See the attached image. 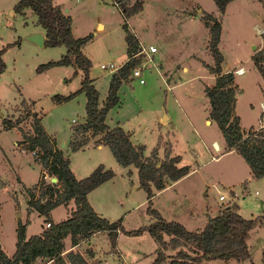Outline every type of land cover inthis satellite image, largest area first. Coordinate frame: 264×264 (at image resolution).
<instances>
[{"label": "rangeland", "instance_id": "374dc122", "mask_svg": "<svg viewBox=\"0 0 264 264\" xmlns=\"http://www.w3.org/2000/svg\"><path fill=\"white\" fill-rule=\"evenodd\" d=\"M16 1L0 0V49L5 63L0 71V125L2 115H24L26 112L18 103L32 99L41 110L46 129L59 143H66L71 138L72 124L83 121L86 115L85 92L77 90L82 72L73 73L74 66L68 63L37 68L59 58L66 46L39 44L29 38L30 33L43 27L30 6L14 10ZM60 1L64 9L68 8L64 11L72 16L73 34H92L82 50L91 58L89 74L95 78L100 103L110 77L109 67L103 68L100 63L117 65L127 57L122 23L126 22L137 43L142 40L157 45L153 60L147 61L142 69L144 82L131 74L119 86V102L106 113L107 123L129 128L133 140L145 144L144 153H150L160 136L158 154L164 155L170 142L171 151L180 154L179 163H187L191 168L174 184L157 191L150 205L167 219L179 220L189 229L202 227L209 215L230 202L233 205L237 202L245 217L263 215L264 176H253L238 152L224 151V138L215 119L204 122L209 106L204 86L214 81L215 74L208 67L213 63V54L203 14L210 12L221 21L218 44L224 55L223 69L236 74V68H244L235 76L238 86L235 113L239 115L241 129L247 131L251 125L264 122L260 104L264 100V78L254 59V54L258 56V50L264 47V0H230L224 12L217 9L214 0H140L142 7L125 15L113 0H56ZM137 1L122 0L121 4L130 8ZM143 61L141 57L139 62ZM74 90L77 91L71 96L55 100L57 94ZM164 115L169 117L163 118ZM28 117L20 121L25 130L31 129ZM13 127L3 130L0 127V242L8 254L15 250L19 222L24 223L26 236L47 225L44 216L31 204L38 190L32 195L25 187L38 180L40 165L31 151L18 146L16 140L22 135ZM213 140L220 149L213 147ZM69 152L78 173L85 175L99 163L115 171L100 190L95 189L98 201H93L107 217L122 216L123 227L116 244L123 257L118 258L107 232L101 231L96 237L97 246L102 248L100 264H150L158 242L147 228L129 231L154 219L147 208V191L138 185L137 167L121 165L108 144L91 143ZM212 153L216 158L211 157ZM51 176L46 175L47 180H55ZM233 191L235 198L231 196ZM220 193L225 194L223 199H219ZM73 206L72 201L58 204L50 210V216L54 220L65 218ZM168 236L164 233L166 240ZM64 240L65 245L70 243L69 234ZM247 243L250 255L244 263L264 264V222L249 229ZM179 247L167 245L161 263L167 264ZM84 248L83 242L76 247L82 251ZM199 264H238V260L211 257L202 258Z\"/></svg>", "mask_w": 264, "mask_h": 264}, {"label": "trees", "instance_id": "16d2710c", "mask_svg": "<svg viewBox=\"0 0 264 264\" xmlns=\"http://www.w3.org/2000/svg\"><path fill=\"white\" fill-rule=\"evenodd\" d=\"M217 9L224 12L230 0H214ZM30 6L37 15L39 22L45 29V44L55 45L64 43L66 51L57 59H51L38 65L45 67L53 63H68L74 66L73 73L82 72L81 84L77 90L85 92V119L72 124V134L68 141L71 149H77L86 143L92 134L101 133L99 142L108 144L116 160L123 164H133L137 167L138 185L147 191L146 201L148 211L154 219L144 226L129 231L138 232L147 228L158 242L156 255L150 264H162L167 245L180 247L175 256L167 264H199L202 258L235 257L239 264H245L244 259L250 255L247 243L249 229L262 216L245 217L237 210V204L226 203L215 214L209 215L206 223L198 229H189L179 220L165 218L159 210L150 205L154 193L153 186L160 189L167 184L168 179L175 180L189 171L187 163H179L180 154H173L171 146L165 148L163 157L158 154V142L149 154H144L145 144L135 142L131 131L121 124L109 125L106 122L108 109L120 99L118 89L120 84L128 79L132 67L139 61V56L133 55L138 49L134 33L124 27V38L127 44V57L112 72L105 98L99 102V90L89 74L91 58L82 50L83 44L92 36L87 33L75 36L72 31L70 13L53 2V0H18L14 10H21ZM142 7L140 0L134 6H125L123 14L130 13ZM209 29L208 45L213 54V63L208 64L215 74L214 81L204 86L208 98V113L218 124L225 140V149L234 148L247 162L253 176H264V122L251 125L247 131L241 129L239 115L235 113L236 93L238 86L233 70H224L222 62L223 52L219 47L222 24L220 19L210 12L203 14ZM254 54L255 64L264 78V47ZM0 49V71L4 68V61ZM263 59V61H261ZM77 90L67 94H57L56 101L65 99ZM25 114L13 116L5 114L1 117L2 129L15 126L22 137L16 140L18 146L34 154V159L42 167L41 176L27 191L32 195L38 190V195L31 200V204L44 216L49 224L39 232L28 236L24 233V223L17 225L16 247L12 254H8L0 242V264H95L91 263L85 252L76 248H67L65 236H70V246L81 239H87L94 231L104 230L115 246L119 230L123 227L122 216L109 218L100 214L91 204L88 191L110 178L114 174L111 167L103 163L97 164L88 174L77 177L70 165V156L63 151L53 135L42 122L41 110L37 108L35 100H21ZM17 107V106H16ZM264 115V110L261 115ZM29 116V117H28ZM29 118L31 129L25 130L20 124L23 118ZM46 174L55 175L56 180H47ZM72 201L74 206L69 214L62 219L54 220L50 210L58 204ZM165 234H169L166 240ZM187 245L188 247H183ZM39 259L38 262L36 260ZM250 264H255L251 261Z\"/></svg>", "mask_w": 264, "mask_h": 264}, {"label": "crops", "instance_id": "0c3cea01", "mask_svg": "<svg viewBox=\"0 0 264 264\" xmlns=\"http://www.w3.org/2000/svg\"><path fill=\"white\" fill-rule=\"evenodd\" d=\"M53 2L54 3H56V4H58V5H60L62 8L64 7V3H61V1L59 2V3H57L56 2V0H53ZM64 9V8H63ZM65 9H68L67 7L65 8ZM64 9V10H65ZM10 12H11V10H10ZM71 15V14H70ZM72 17V16H71ZM71 22H72V20H71ZM43 27V26H42ZM43 34H44V38H45V29H44V27H43V29H39ZM83 47V46H82ZM122 63V62H121ZM119 64H117L116 66H118ZM115 70V69H114ZM114 70H109V73H110V76H111V74H112V72L114 71ZM225 70V69H224ZM108 73V74H109ZM238 73H236L235 74V76L237 75ZM109 79H110V77H109ZM93 82L95 83V78L93 77ZM120 100V99H119ZM100 102V101H99ZM119 102V101H118ZM169 116H167V118H168ZM85 119V118H84ZM209 120V122H212V120H213V118L211 117V116H209V113H208V115H205L204 116V122H206L207 123V121ZM162 123V122H161ZM109 124V123H108ZM110 125V124H109ZM256 125H258V124H256ZM264 127V126H263ZM11 128H14V127H11ZM126 129H129V128H126ZM3 130V129H2ZM130 130V129H129ZM131 131V130H130ZM71 132H72V129H71ZM52 133V132H51ZM53 134V133H52ZM72 134V133H71ZM99 134V133H98ZM54 135V134H53ZM99 135H101V134H99ZM131 136H132V133H131ZM56 137V136H55ZM97 137H99L98 135H91L90 136V139L86 142V143H84L82 146H80L79 148H84L85 146H87V145H89V144H91V143H94L95 145H98V146H100V145H102V144H104V143H101V142H99V141H94V139H97ZM132 139H133V136H132ZM57 140V139H56ZM214 141V140H213ZM58 142V141H57ZM64 142V144L63 145H61L59 142H58V144L63 148V151L66 153V154H68L69 156H70V152H69V149H71L70 148V146L68 145V141L65 143V141H63ZM96 142V143H95ZM135 142H137V141H135ZM214 143H216L217 145H218V142H216V141H214ZM224 145H225V140H224ZM23 150V149H22ZM72 150V149H71ZM224 151H236L234 148H231V149H225ZM172 153L173 154H179V153H174L173 152V150H172ZM144 154H146V153H144ZM159 155L161 156V157H163V155L162 154H160L159 153ZM34 158V157H33ZM213 158V157H212ZM214 158H216V156L214 157ZM180 160V159H179ZM36 161V160H35ZM36 162H38V161H36ZM39 163V162H38ZM247 163V162H246ZM39 165H40V163H39ZM70 165H71V167H72V169H73V171L75 172V174H76V176L77 177H82V176H84L82 173H78V171H76V169L72 166V164H71V158H70ZM121 165H123V164H121ZM129 164H127V165H124V166H128ZM96 166V165H95ZM94 166V167H95ZM105 166V165H104ZM93 167V168H94ZM106 167V166H105ZM93 168H91V170L93 169ZM190 168V167H189ZM90 170V171H91ZM191 170V168L189 169V171ZM89 171V172H90ZM188 171V172H189ZM249 171H250V167H249ZM41 172H42V167H41V165H40V174H39V177L41 176ZM88 172V173H89ZM187 172V173H188ZM87 173V174H88ZM114 173H115V171H114ZM250 173H251V171H250ZM46 175H48V174H46ZM86 175V174H85ZM185 175V174H184ZM183 175V176H184ZM39 177H38V179H39ZM182 177V176H181ZM181 177H179L178 179H180ZM178 179H175V180H169L168 179V181H167V184L164 186V187H162V188H160V189H155V191H154V193H153V195L157 192V191H159V190H162L163 188H165V187H167V186H169V185H172V184H174ZM107 180V179H106ZM105 182V180L104 181H102L101 183H99L98 185H96L95 187H93L91 190H89L88 191V198H89V201L91 202V204L94 206V208L100 213V214H102V215H104L103 214V212L96 206V203L95 202H97L98 201V196H97V192H95V191H97V190H95V189H99L100 190V186H102L103 185V183ZM26 186H30V184L28 185V184H25ZM233 193H234V195H231V196H233L234 198H235V196H236V193H235V191H233ZM99 196H101V194H99ZM93 197V198H92ZM153 197V196H152ZM95 202H94V201ZM143 201V200H142ZM229 204H231V202L229 203ZM235 204H237V210H238V203L236 202ZM239 211V210H238ZM240 212V211H239ZM241 213V212H240ZM242 214V213H241ZM243 215V214H242ZM260 215H262V214H258L257 216H260ZM264 215V214H263ZM104 216H106V215H104ZM244 216V215H243ZM254 217V216H253ZM53 218V217H52ZM166 218V217H165ZM260 222H264V217H261V219L260 220H258L255 224H257V223H260ZM42 229V228H41ZM40 229V230H41ZM39 230V231H40ZM38 231V232H39ZM101 231H103V232H106V231H104V230H97V231H94L87 239H81L78 243H76V244H74V245H72V246H70L69 244L67 245V248H66V250L68 249V248H76V247H79V245H81V243L83 242V243H85V247L86 248H84V251H86L87 249H89V250H92V252L91 253H87L88 254V256H87V258H88V260L91 262V263H95V264H100L101 262H102V257H101V251H99V250H102V248L101 247H99V246H97V240H96V237L98 236V233H100ZM117 243H118V241H117ZM112 245V244H111ZM81 247V246H80ZM113 247V249H114V252H116V255L118 256V258H120V256H122L123 257V253H122V249H120V246L118 245V244H115V246H112ZM12 254V253H11ZM121 257V258H122ZM238 264H239V261H238ZM245 264H247V263H245Z\"/></svg>", "mask_w": 264, "mask_h": 264}, {"label": "built area", "instance_id": "2783aa9c", "mask_svg": "<svg viewBox=\"0 0 264 264\" xmlns=\"http://www.w3.org/2000/svg\"><path fill=\"white\" fill-rule=\"evenodd\" d=\"M113 3L118 6V9L121 11V12H124V6L121 4L122 3V0H113ZM157 51V45L153 44V43H145L143 42L142 40H140V42H138V49L133 53V55H137L139 56V61L141 59V57L144 58V61L143 62H137L133 67H132V70H131V74L132 75H135V76H138L139 77V81L140 82H144V78L142 76V69L143 67L146 65L145 63L149 60H153L154 58V53ZM100 66L103 67V68H107L109 67L108 69L109 70H114L116 69V65L115 64H112V62H108V61H103L100 63ZM243 67H238L236 68V72L237 73H240L243 71ZM130 74V75H131ZM260 104H261V107H262V110H264V100H261L260 101ZM212 145L215 149H220L219 145L217 144H214V141H212ZM211 157H215V154L212 153L211 154ZM219 199H223L225 197V194L224 193H220L218 195ZM47 224H49V221H47Z\"/></svg>", "mask_w": 264, "mask_h": 264}, {"label": "water", "instance_id": "95a60500", "mask_svg": "<svg viewBox=\"0 0 264 264\" xmlns=\"http://www.w3.org/2000/svg\"><path fill=\"white\" fill-rule=\"evenodd\" d=\"M29 38L37 41L39 44H43L44 39H45L44 34L40 31H35V32L30 33ZM252 46H255V44H253ZM166 117H167V115L163 116V118H166ZM60 144L63 145L64 142L62 141V142H60ZM51 178L55 179V180L57 179V177L55 175H52ZM18 214H19V212H18Z\"/></svg>", "mask_w": 264, "mask_h": 264}, {"label": "bare ground", "instance_id": "6f19581e", "mask_svg": "<svg viewBox=\"0 0 264 264\" xmlns=\"http://www.w3.org/2000/svg\"><path fill=\"white\" fill-rule=\"evenodd\" d=\"M243 71H244V69H243ZM214 144H216V143H214Z\"/></svg>", "mask_w": 264, "mask_h": 264}]
</instances>
